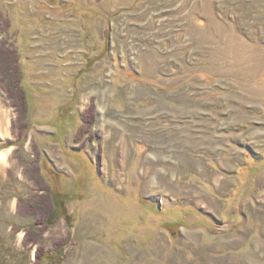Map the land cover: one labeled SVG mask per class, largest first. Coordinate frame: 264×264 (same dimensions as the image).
I'll return each instance as SVG.
<instances>
[{
  "label": "rangeland",
  "instance_id": "obj_1",
  "mask_svg": "<svg viewBox=\"0 0 264 264\" xmlns=\"http://www.w3.org/2000/svg\"><path fill=\"white\" fill-rule=\"evenodd\" d=\"M15 50L0 264H264V0H0Z\"/></svg>",
  "mask_w": 264,
  "mask_h": 264
},
{
  "label": "trees",
  "instance_id": "obj_2",
  "mask_svg": "<svg viewBox=\"0 0 264 264\" xmlns=\"http://www.w3.org/2000/svg\"><path fill=\"white\" fill-rule=\"evenodd\" d=\"M4 47H5V43H3V47H2L3 50H5ZM12 53L15 57V64L17 67L16 71H17L19 77L15 82H13V84L11 82L7 81L5 78L0 77V84L5 88L10 100L13 101L14 98H16L17 96L19 97L20 103L18 106L19 107L18 110L22 114L23 110L25 112V109L26 110L29 109V106L27 103L28 92H27V88L25 87V85L23 83L24 82V76H23V70L20 68V65H19L20 64L19 63V54H18L17 50L12 51ZM0 59H1V55H0ZM14 106L16 107L15 103H14ZM23 122H24L23 120H22V122L20 121V126H21V128L26 129L29 127L31 120L27 116L26 124L23 125L25 123V122L24 123ZM13 127H14V125H13ZM23 138H24V134L21 133L20 134V140H22ZM33 181H34L35 185L37 186V188L39 189V191L36 193V196L34 198L35 202L34 201L31 202L29 205V208H30V211L33 214H35L38 218H37L35 224L32 225V227H30L28 230L33 228V229H40L43 231V229L50 228L53 224H55L56 220L61 218V209H60V206L58 205L57 198H56L55 194L52 193L51 196L48 198L46 197L47 195L43 196V195L47 194V187L42 186V184L40 182L36 181V179H34ZM43 188H45L46 190H43ZM40 192H43V193L41 194ZM44 192H45V194H44ZM45 200L48 201V203H47L48 205L45 203ZM39 206L42 207V209H40V210H44V212L40 211L39 209L37 210V208H39ZM45 207H47V208L45 209ZM40 214L42 216H39ZM41 228H43V229H41ZM39 244H40V239L37 238V236L34 234V230L27 232V237L25 238V246L26 247L30 246L31 248H33L35 245H39ZM60 252H62V251H60ZM34 264H61V263L58 259L57 254L55 257H51L43 249L38 248L35 252Z\"/></svg>",
  "mask_w": 264,
  "mask_h": 264
},
{
  "label": "bare ground",
  "instance_id": "obj_3",
  "mask_svg": "<svg viewBox=\"0 0 264 264\" xmlns=\"http://www.w3.org/2000/svg\"><path fill=\"white\" fill-rule=\"evenodd\" d=\"M9 118L7 115L4 114L2 116V113H0V143L2 141H5L7 137H9ZM10 151L4 150L0 151V164L5 165L8 163V156Z\"/></svg>",
  "mask_w": 264,
  "mask_h": 264
},
{
  "label": "water",
  "instance_id": "obj_4",
  "mask_svg": "<svg viewBox=\"0 0 264 264\" xmlns=\"http://www.w3.org/2000/svg\"><path fill=\"white\" fill-rule=\"evenodd\" d=\"M1 149V148H0Z\"/></svg>",
  "mask_w": 264,
  "mask_h": 264
}]
</instances>
